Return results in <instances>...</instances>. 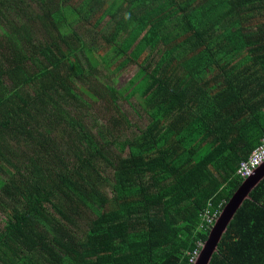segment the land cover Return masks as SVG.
Returning a JSON list of instances; mask_svg holds the SVG:
<instances>
[{"label": "trees", "instance_id": "1", "mask_svg": "<svg viewBox=\"0 0 264 264\" xmlns=\"http://www.w3.org/2000/svg\"><path fill=\"white\" fill-rule=\"evenodd\" d=\"M263 139L264 0H0V264H195ZM208 264H264V176Z\"/></svg>", "mask_w": 264, "mask_h": 264}, {"label": "water", "instance_id": "2", "mask_svg": "<svg viewBox=\"0 0 264 264\" xmlns=\"http://www.w3.org/2000/svg\"><path fill=\"white\" fill-rule=\"evenodd\" d=\"M264 176V163L261 165L254 174L243 180L241 186L232 195L230 200L225 204L214 224L210 230L208 239L204 244L201 252L198 254L195 264H208L215 245L220 242L223 234L225 233L226 226L233 218L234 213L240 204L248 196V193L253 185L260 181Z\"/></svg>", "mask_w": 264, "mask_h": 264}, {"label": "rangeland", "instance_id": "3", "mask_svg": "<svg viewBox=\"0 0 264 264\" xmlns=\"http://www.w3.org/2000/svg\"><path fill=\"white\" fill-rule=\"evenodd\" d=\"M107 1H111V0H107ZM140 77L141 76L138 75V68L134 65H130V66L126 67L124 70H122L121 72H118L116 74L111 75L108 78V82L115 89H118V90H120L122 88L130 89L140 79ZM105 79L106 78H104V80ZM123 105H124L125 111L129 115V119L131 120V122H133L134 124H138L139 126L144 124V119L143 118L139 119L138 114H136L131 109L130 106H128L126 103H123ZM105 106H106V104H105ZM103 109H104V104H93V103H91V106L89 108L91 117L93 119L96 117H100L101 112H103ZM109 109H110V106H109ZM109 113L110 112H108L107 114L104 113L102 115V117L104 118L105 116L106 117L109 116Z\"/></svg>", "mask_w": 264, "mask_h": 264}, {"label": "built area", "instance_id": "4", "mask_svg": "<svg viewBox=\"0 0 264 264\" xmlns=\"http://www.w3.org/2000/svg\"><path fill=\"white\" fill-rule=\"evenodd\" d=\"M264 160V139L262 140V144L254 149L246 161L240 163V169L237 172L238 175L242 178H248L254 174L257 169V166ZM249 170H251L252 174L249 175ZM194 263V257L190 259L189 264Z\"/></svg>", "mask_w": 264, "mask_h": 264}, {"label": "bare ground", "instance_id": "5", "mask_svg": "<svg viewBox=\"0 0 264 264\" xmlns=\"http://www.w3.org/2000/svg\"><path fill=\"white\" fill-rule=\"evenodd\" d=\"M263 163H264V160L257 166V169L261 166V165H263Z\"/></svg>", "mask_w": 264, "mask_h": 264}, {"label": "clouds", "instance_id": "6", "mask_svg": "<svg viewBox=\"0 0 264 264\" xmlns=\"http://www.w3.org/2000/svg\"><path fill=\"white\" fill-rule=\"evenodd\" d=\"M249 175H251L252 174V172H251V170H249V173H248Z\"/></svg>", "mask_w": 264, "mask_h": 264}]
</instances>
